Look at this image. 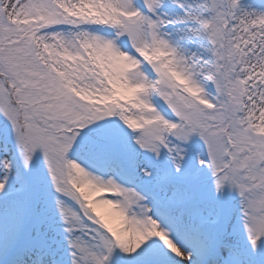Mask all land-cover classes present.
Returning a JSON list of instances; mask_svg holds the SVG:
<instances>
[{
  "label": "snow or ice",
  "instance_id": "obj_1",
  "mask_svg": "<svg viewBox=\"0 0 264 264\" xmlns=\"http://www.w3.org/2000/svg\"><path fill=\"white\" fill-rule=\"evenodd\" d=\"M0 264H264V0H0Z\"/></svg>",
  "mask_w": 264,
  "mask_h": 264
}]
</instances>
